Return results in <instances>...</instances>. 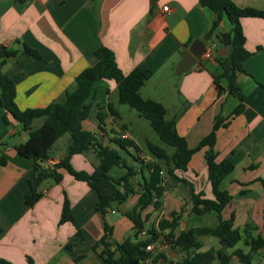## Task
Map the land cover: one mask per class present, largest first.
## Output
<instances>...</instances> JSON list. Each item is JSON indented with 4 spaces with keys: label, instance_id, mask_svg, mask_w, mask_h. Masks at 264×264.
I'll return each mask as SVG.
<instances>
[{
    "label": "crops",
    "instance_id": "0c3cea01",
    "mask_svg": "<svg viewBox=\"0 0 264 264\" xmlns=\"http://www.w3.org/2000/svg\"><path fill=\"white\" fill-rule=\"evenodd\" d=\"M231 1L240 9L264 12V0ZM166 6L168 11L164 10ZM216 20L217 16L203 7L200 0H27L24 3L0 0V46L21 50L25 44L41 56L36 59L20 55L0 66V74L7 75L14 83L16 103L21 110L43 109L73 89L76 77L96 64V51L107 47L113 51L124 75L135 69L154 72L141 89V96L163 104L167 119L176 120L178 134L194 148L212 131L216 118L231 117L240 104L227 90L219 94L215 85V77L222 73L217 61V50L222 47L220 37L230 35L231 31L230 22L223 17L218 28L220 37L205 41ZM241 24L246 37L245 48L250 53L243 63L245 73L237 78L245 96L244 109L230 119L226 128L219 129L215 150L218 161L227 160L235 165L221 184L233 198L225 217L234 214L235 227L242 234L249 226H254L257 230H248V233L261 234L264 238V18L246 17ZM196 40L206 43L211 56L200 57L190 71L175 75L183 52ZM221 84L227 88L224 79ZM1 95L0 87V99ZM86 104L90 112L84 127L101 142L113 146L110 131L114 130L139 146L132 136L131 125L126 123L129 116L134 117V110L119 104L114 81H99ZM109 104L118 116L104 109L107 113L104 132L98 125V105L106 108ZM38 120L40 123L35 129L43 122V119ZM122 125L126 126L125 132H121ZM28 138L29 133L23 131L20 123L0 104V159L5 160V164L0 165V231L3 232L0 259L13 264H28V257L35 264H100L93 245L104 235V220L95 209V191L66 171H62L64 177L59 184L51 180L39 185L34 183L33 161L19 155L15 149ZM59 141L44 165L52 167L67 157L70 140L57 146ZM145 142L147 148L150 141ZM120 152L137 168L131 179V184L137 187L142 176L147 175L146 169L135 163L129 154ZM205 152H197L186 171H176V175L188 183L164 171L162 205L159 210L150 207L144 213L149 215L146 227H157L161 219L170 220L173 212H184L177 234L216 224L215 212L202 216L192 214L193 207L189 203L193 190L195 194L213 198ZM141 158L153 161L147 153H142ZM71 163L75 169L91 173L99 160L92 150L73 156ZM110 174L117 179L125 170L114 168ZM33 185L37 186L40 197L29 207L25 197L31 193ZM65 196L71 204L74 225L60 224ZM138 200L139 195H133L106 215V223L113 228L115 244L132 238L133 223L123 213L132 210ZM200 240L201 251L223 247L215 237L203 236ZM234 249L244 253L250 250L243 242ZM157 250L165 258L149 259L144 264H170L184 255L165 243ZM81 256L84 259L77 262ZM252 264H264V254H255Z\"/></svg>",
    "mask_w": 264,
    "mask_h": 264
},
{
    "label": "trees",
    "instance_id": "16d2710c",
    "mask_svg": "<svg viewBox=\"0 0 264 264\" xmlns=\"http://www.w3.org/2000/svg\"><path fill=\"white\" fill-rule=\"evenodd\" d=\"M21 3L27 0H18ZM203 7L211 10L217 20L213 22L211 29L205 37L209 41L219 35V22L226 17L231 25V48L232 52L225 58L217 57L222 73L215 77V85L219 94L225 90L230 95L237 97L240 104L235 108L229 118H216L212 131L203 138L196 147H189L186 139L178 134L176 120L167 119V109L163 104L153 99H144L140 91L153 76V71L135 69L130 74L124 75L119 68L115 55L107 47H101L96 51L97 62L95 65L85 69L75 79V87L68 90L57 101L43 109L21 110L16 103V87L10 78L0 74V87L2 95L1 106L10 113L22 126L23 131L29 133L26 142L15 147L19 155L33 161L34 183L39 185L44 180H51L59 184L63 180L62 171H66L76 181L86 183L97 195L96 212L104 220V235L93 245V251L98 254L100 264H144L149 259L156 261L165 258L159 252L158 246L162 243L170 245L180 254H184L180 260L172 261L170 264H232L238 260L239 264H252L253 256L257 253L264 254V238L261 234L252 236L248 230L256 231L257 228L249 226L245 234L235 227V215L225 217V211L232 204L233 198L228 191L221 188V184L235 169L230 161H218V152L215 150L217 132L229 125L230 119L243 112L245 96L242 93L237 78L243 69L244 61L250 56L246 50V37L244 35L241 20L246 17L264 18V12L256 9H240L231 0H200ZM30 55L41 59L39 53L31 47L23 44L21 50H13L6 46H0V66L5 65L11 59L20 55ZM227 82V88L221 84V80ZM102 80L114 81L118 88V102L136 111L138 115L146 119L155 131L160 143H147V154L153 161H143L142 150L131 139L124 138L123 133H110V144L105 145L94 133L84 127L88 119L90 106L86 101L91 95L94 86ZM108 114L118 116L113 105L106 108L98 105V125L101 131H106L105 119ZM43 119L42 124L33 129V122ZM126 131V126H121V132ZM69 135L70 141L66 150L67 157L48 167L45 164L50 158L51 151L57 142ZM94 150L99 160L91 173L77 170L72 166L71 159L75 155L87 154ZM130 150H133L134 154ZM172 150V151H171ZM205 150L207 163L208 181L213 198H206L205 194H195L194 190L190 199L193 205L192 214L208 215L213 212L217 214L216 224L204 228H193L177 234L176 230L183 219L184 212L171 213L170 220L161 219L158 226L146 227L148 214H144L150 207L159 210L164 195L163 173L174 176L182 182L176 171H186L193 156ZM123 151L129 154L133 161L145 167L147 175L142 176L137 187L131 184V179L136 175V167L121 154ZM5 160L0 159V165ZM114 168L125 170L120 178H114L110 172ZM188 183V182H187ZM190 184V183H189ZM191 185V184H190ZM192 187V185H191ZM139 195L136 206L123 215L133 223V236L123 242L114 244L113 228L106 221V215L115 209V205H122L131 196ZM37 186L25 197L27 206L32 207L39 199ZM75 224L72 215L71 204L65 196L60 224ZM77 233H80L78 231ZM3 232L0 231V238ZM203 236H211L220 241L228 242L227 246L211 248L201 251L203 244L200 240ZM243 242L250 248L248 253L240 249H234L238 243ZM153 245L152 250H147ZM234 249L232 252L229 250ZM157 250V251H156ZM155 251V252H154ZM157 253L156 255H153ZM84 256L77 258V262ZM28 264H35L32 258H27ZM0 264H13L7 260L0 259Z\"/></svg>",
    "mask_w": 264,
    "mask_h": 264
},
{
    "label": "water",
    "instance_id": "95a60500",
    "mask_svg": "<svg viewBox=\"0 0 264 264\" xmlns=\"http://www.w3.org/2000/svg\"><path fill=\"white\" fill-rule=\"evenodd\" d=\"M220 38L222 47L217 50V56L220 58H225L232 52L231 36L229 34H222ZM205 51L206 43L201 40L194 41L192 45L183 52L182 58L175 69V75L181 76L182 74L190 71L197 63V60L204 55ZM191 207L193 206L191 205ZM190 211L191 210H189V212ZM220 245L223 247L227 246L228 242L220 241Z\"/></svg>",
    "mask_w": 264,
    "mask_h": 264
},
{
    "label": "rangeland",
    "instance_id": "374dc122",
    "mask_svg": "<svg viewBox=\"0 0 264 264\" xmlns=\"http://www.w3.org/2000/svg\"><path fill=\"white\" fill-rule=\"evenodd\" d=\"M113 99L114 100L117 99V92L114 94ZM123 107L127 110L130 109L127 106H123ZM132 112L134 117L132 118L131 116H129L128 117L129 122L127 121L126 123H129L128 125H131L130 127L132 130V136L135 137V140L142 148L143 153H147L146 142H145L146 140L155 144L160 143V141L156 133L154 132L153 128L151 127L150 123L146 119L140 117L136 111H132ZM39 123L40 120L37 119L33 124V128L35 129L39 125ZM65 140H70L69 135H66L64 138H62L57 146L63 144ZM133 154L136 155L135 153Z\"/></svg>",
    "mask_w": 264,
    "mask_h": 264
},
{
    "label": "built area",
    "instance_id": "2783aa9c",
    "mask_svg": "<svg viewBox=\"0 0 264 264\" xmlns=\"http://www.w3.org/2000/svg\"><path fill=\"white\" fill-rule=\"evenodd\" d=\"M164 10H165V11H168V7H167V6L164 7ZM210 56H211V50L208 49V50L205 51L203 57H205V58H209ZM122 136H123L124 138H126L125 135H122ZM153 248H154V246L151 245V246H148V247H147V250H152Z\"/></svg>",
    "mask_w": 264,
    "mask_h": 264
}]
</instances>
